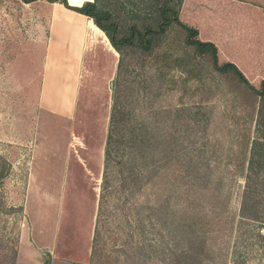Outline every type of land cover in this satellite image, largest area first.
<instances>
[{"label": "trees", "instance_id": "1", "mask_svg": "<svg viewBox=\"0 0 264 264\" xmlns=\"http://www.w3.org/2000/svg\"><path fill=\"white\" fill-rule=\"evenodd\" d=\"M19 1L57 3L87 17L118 56L99 209L110 176L135 212L142 207L136 198L143 195L148 221L176 239L177 249L169 257L159 256L163 264H211L207 239L220 225L230 235L235 217L238 226L264 223L256 198V187H264V78L253 86L233 64L220 61L213 44L201 42L194 28L178 20L181 0H127V13L121 6L98 7L97 0L80 7L68 6L67 0ZM172 93H177L175 104H159ZM216 104L222 107L218 115L224 125L214 129L228 137L225 149L218 137L210 147L205 136L215 123ZM217 149L229 153L221 158ZM236 177L244 188L235 214L228 205ZM0 211L21 215L20 206L14 210L0 203ZM259 239L264 242L263 235ZM100 243L95 229L89 264H105ZM15 245L16 238H0L1 255L8 260L3 264H13Z\"/></svg>", "mask_w": 264, "mask_h": 264}, {"label": "rangeland", "instance_id": "2", "mask_svg": "<svg viewBox=\"0 0 264 264\" xmlns=\"http://www.w3.org/2000/svg\"><path fill=\"white\" fill-rule=\"evenodd\" d=\"M126 2L97 0L98 7L121 6L127 13ZM51 6L42 1L23 4L19 0H0V164L4 161L5 167L0 180V203L14 210L21 207V215L0 211V238H16L13 264H89L97 229L101 253L107 256L105 264H163L159 256L163 252L169 257L177 249L176 239L173 233H164L158 223L148 221L143 195L136 198L135 204L142 207L135 212L132 202L123 199L114 177L110 176L109 193L99 209L103 148L118 58L102 37L99 51L90 54L87 72L82 74L71 121L68 157L62 165L65 172L58 191L53 188L40 191L33 140L39 130L35 128L41 122L36 99ZM187 97L181 101L186 103ZM194 100L197 98L188 102ZM176 102L177 93H172L162 97L159 104ZM214 107L215 123L212 126L210 123L205 136L210 139V147H214L212 140L218 137L225 149L228 137H219L221 132L214 129L216 125H224L218 115L222 107L220 104ZM227 153L217 149L215 155L224 158ZM231 187L228 211L236 214L243 180L236 177ZM256 188L264 220V187ZM52 216H57L52 247L48 251L36 249L34 244L39 241L32 240L31 224L45 227L47 221L51 227ZM236 220L235 217L230 235L226 225H220L217 233L207 239L211 264H264V242L259 239L264 236V223L238 226ZM1 254L0 248V264L6 263L8 260Z\"/></svg>", "mask_w": 264, "mask_h": 264}, {"label": "crops", "instance_id": "3", "mask_svg": "<svg viewBox=\"0 0 264 264\" xmlns=\"http://www.w3.org/2000/svg\"><path fill=\"white\" fill-rule=\"evenodd\" d=\"M84 2L91 0H81L77 5L69 0L66 3L80 7ZM50 4L53 6L49 11L36 99L41 122L35 128L39 130L33 140L40 191H58L65 172L62 165L68 157L71 121L82 74L87 72L90 54L100 49V37L106 40L87 17L60 4ZM178 20L194 28L201 42L213 44L219 60L233 64L251 85H258L264 78V0H181ZM110 53L115 56L113 50ZM52 217L51 227L47 221L45 227L31 224L32 240L39 241L34 244L36 249L48 251L52 247L57 216Z\"/></svg>", "mask_w": 264, "mask_h": 264}, {"label": "bare ground", "instance_id": "4", "mask_svg": "<svg viewBox=\"0 0 264 264\" xmlns=\"http://www.w3.org/2000/svg\"><path fill=\"white\" fill-rule=\"evenodd\" d=\"M81 2V0H69V3L72 4V5H77ZM69 4V5H70ZM71 6V5H70Z\"/></svg>", "mask_w": 264, "mask_h": 264}]
</instances>
